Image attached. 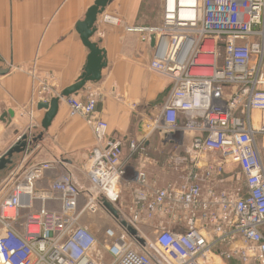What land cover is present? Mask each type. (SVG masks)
Returning <instances> with one entry per match:
<instances>
[{"label":"built area","instance_id":"built-area-1","mask_svg":"<svg viewBox=\"0 0 264 264\" xmlns=\"http://www.w3.org/2000/svg\"><path fill=\"white\" fill-rule=\"evenodd\" d=\"M161 9V23L127 27L144 44L155 37L150 69L170 80L163 105L153 107L157 115L140 119L144 136H191L189 172L180 182L151 187L144 141H131L125 156L126 140L109 134L96 92L85 87L84 97L67 100L71 115L86 119L96 141L85 164L89 187L63 174L38 195L60 200V209L32 211L19 231L23 199L30 205L36 180L58 164L26 168L0 205V264H221L234 258L264 264V160L257 142V135L264 136V0H162ZM51 81L47 76L33 86L32 109L53 95ZM32 109L31 135L38 127ZM134 158L141 161L135 179L128 177ZM127 177L136 183L128 221L120 217ZM230 179L233 187L224 188ZM83 212L116 219L105 231L110 262L99 258L95 235L78 223ZM155 215L184 226L161 227L146 241L140 223Z\"/></svg>","mask_w":264,"mask_h":264},{"label":"crops","instance_id":"crops-1","mask_svg":"<svg viewBox=\"0 0 264 264\" xmlns=\"http://www.w3.org/2000/svg\"><path fill=\"white\" fill-rule=\"evenodd\" d=\"M95 1L0 0V116L10 109L15 111L10 125L0 121V153L17 140V131L26 130L32 109L33 86L38 85V80L47 76L52 78L51 100L74 84L84 71L89 49L83 44L76 27ZM148 14V0H113L108 4L103 14L98 16L97 32L92 38L106 50L108 65L102 70V79L87 83L86 88L96 92L98 113L108 122L109 134L126 140L125 156L129 154L131 141H144L148 157L145 168L150 186L154 188L183 180L190 170L193 155H190V135L171 139L159 133L143 135L140 118L152 112L153 107L162 106L170 89V80L150 69L152 45L141 42L139 33L127 30L129 26L154 25ZM106 15L117 17L119 22L110 23L105 19ZM85 93L83 89L76 96L82 98ZM37 105L32 110L40 130L34 133L37 136L43 131V138L31 147L28 154L17 157L15 167L0 172V205L6 198L4 190L8 188L10 192L16 178L30 165L44 162H56L58 165L42 172L36 180V197L30 198V205L23 199L20 216L15 222L19 231H22V223L32 211L41 207L60 209V200L42 199L38 195L48 190L63 174H72L78 183L89 187L85 164L96 143L86 119L71 115L66 98H61L58 112L47 130L41 127L46 111L39 110ZM140 164L141 161L135 158L130 161L128 177L135 179ZM9 175L11 177L4 185ZM128 177L123 180L120 193V217L127 221L132 215L129 207L136 186L134 180L127 183ZM233 185L230 179L223 187L232 188ZM84 204L83 192L80 210ZM93 216L83 212L78 223L95 235V251L99 258L110 262L112 256L106 246L105 231L116 224V219L107 215L108 225L98 223L94 226ZM183 226V222L173 217L155 215L148 220L142 219L139 232L142 237L151 239L161 227L180 230ZM221 264H239V261L234 258Z\"/></svg>","mask_w":264,"mask_h":264},{"label":"water","instance_id":"water-1","mask_svg":"<svg viewBox=\"0 0 264 264\" xmlns=\"http://www.w3.org/2000/svg\"><path fill=\"white\" fill-rule=\"evenodd\" d=\"M113 0H96L94 4L88 9L84 20L77 23V31L79 32L83 44L89 49V54L87 56V62L84 71L78 78V80L71 86L65 88L59 96L51 98L47 101H39L37 108L39 110H45V115L43 117L41 127L43 130H47L52 124L55 118L61 98H68L71 95H76L80 90L85 89L86 84L89 82H99L102 79V70L107 67L108 63L106 60V50L100 47L97 41H93L95 33L97 32L96 22L98 16L102 15L108 4ZM155 43V37L152 36L151 45ZM15 117V111L10 109L3 112L0 116V121L5 124L10 125L13 118ZM17 140L3 153H0V172L8 170L16 166V159L20 155H25L30 152L31 147H33L39 140L43 138V131L37 136H32L28 133H19ZM110 206L109 203H106ZM113 214L117 216V211L112 209ZM124 225L127 226L130 233L137 236L136 229L129 226L126 222ZM144 243L143 239H139Z\"/></svg>","mask_w":264,"mask_h":264},{"label":"rangeland","instance_id":"rangeland-1","mask_svg":"<svg viewBox=\"0 0 264 264\" xmlns=\"http://www.w3.org/2000/svg\"><path fill=\"white\" fill-rule=\"evenodd\" d=\"M148 5H149L148 18L151 21V23L153 22L154 25L161 23V21H162L161 0H148ZM157 113H158V111L155 110L154 112H150L149 116L155 117L157 115ZM39 130H40L39 127L34 128L32 131V135H35L34 132L35 131L39 132ZM19 133H22V132H19ZM23 133L30 134V129L28 128V126L26 127V130ZM37 134H39V133H37ZM257 142H258V145H259L260 150H261L262 158L264 160V136L260 135V134L257 135ZM6 179L7 178H5L4 185H5ZM3 193H4V196L6 197L9 194L8 188H6V190H4ZM107 215L108 214H105V213H98V214L94 215L92 218L93 225L97 226L98 223H99V225H102V226L108 225L107 221H106L108 219H105L107 217ZM94 218H97L98 220L95 221V220H93ZM146 241H150V239H146Z\"/></svg>","mask_w":264,"mask_h":264},{"label":"bare ground","instance_id":"bare-ground-1","mask_svg":"<svg viewBox=\"0 0 264 264\" xmlns=\"http://www.w3.org/2000/svg\"><path fill=\"white\" fill-rule=\"evenodd\" d=\"M7 212H8V213H9V212L12 213V212H14V209H8Z\"/></svg>","mask_w":264,"mask_h":264}]
</instances>
